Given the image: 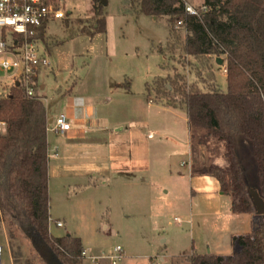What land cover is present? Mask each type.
<instances>
[{"label":"trees","instance_id":"1","mask_svg":"<svg viewBox=\"0 0 264 264\" xmlns=\"http://www.w3.org/2000/svg\"><path fill=\"white\" fill-rule=\"evenodd\" d=\"M90 1L92 21L72 34L92 38L106 32V1ZM136 5L135 14L167 19L168 37L160 52L178 50L194 61L188 62L192 82L175 72L156 77L153 90L160 98L165 93L179 96L191 148L196 133L203 130L198 145L206 138L214 139L229 150L228 167L213 161L212 166L195 169L192 163V175L214 177L220 192L230 197V211L250 215L249 231L231 237V245L236 246L231 253H193L186 260L189 264H264V212L258 213L255 201L259 198L264 206V0H203L206 10L199 16L185 12L184 0H137ZM177 28L185 31L183 39ZM39 37L45 40L43 29ZM46 49L50 51L47 45ZM212 56H223L225 61V89L215 77ZM149 90L146 82V97L153 102ZM39 92L40 87H35L34 96H27L23 89L12 86L0 97V122L5 124L0 132V226L6 225L11 244L19 234L36 251L35 236L59 264H82L79 237L49 232L48 118L45 96ZM168 106L176 107L174 103ZM239 140L248 145L246 158L238 155ZM11 257L12 264H21L15 253ZM39 260L48 264L43 257Z\"/></svg>","mask_w":264,"mask_h":264},{"label":"rangeland","instance_id":"2","mask_svg":"<svg viewBox=\"0 0 264 264\" xmlns=\"http://www.w3.org/2000/svg\"><path fill=\"white\" fill-rule=\"evenodd\" d=\"M105 1L103 12L106 32L98 33L92 38L72 34L77 28L88 27L92 21L91 1H60L67 17L51 20L47 25L45 42L50 49L47 51L49 65L43 68L37 77V84L45 86L39 93L45 95L44 102L50 107L51 114L60 111L63 107L66 89L86 96L89 99L87 100L99 110L101 116L116 114V109L114 111L112 107L120 108L118 104H126L125 115L129 119L128 126L132 123L134 128L145 129V135L148 131H152L155 136L149 137L151 150L149 168L159 177L158 188L162 186L172 192L174 190L173 195L164 199L160 191L158 192L160 197L155 200L154 209L158 210L156 213L162 214L160 216L153 213L152 229L154 234L162 233L167 236V245L171 249L169 251L172 256L167 260L174 261L173 258L178 255L183 254L187 257L195 253L191 246L192 238L195 239V244L200 246L216 237L211 228L215 218L213 216L201 217L198 220L193 218L190 225L188 204L184 199L186 184L163 178L164 169L169 164L171 167L183 168L179 163L186 159L188 152L186 145L188 129L185 108L181 106L179 96L165 93L162 98L158 97L153 90L155 85L152 82L156 77H165L177 72L184 76L187 83H190L194 80V75L188 62L194 61L190 57H182L178 50L175 52L165 50L164 53L159 51V48H165L168 37L169 25L165 17L154 18L135 14L134 7L137 6V0ZM185 1V4L200 10L203 0ZM177 29L180 38L183 39L185 31L181 28ZM218 57L223 60V56ZM215 59V56L210 57L212 69L220 88L225 89L226 79L223 71L225 61L222 65H218ZM8 75L9 73L0 71V97L10 91ZM145 82L150 83L149 97L153 100V102L149 101L150 103L144 91ZM108 86L109 92H107ZM122 88L128 91L127 97L120 96ZM170 103H174L176 107L168 106ZM203 134V130L196 133L194 147L196 158L200 160L198 147H201L204 149L203 158L206 160L201 165L196 164L195 169L212 166L213 161L215 165L228 167L230 154L226 146L207 138L204 144L198 145L197 142L202 140ZM237 151L241 158L249 155L248 145L240 140L237 142ZM61 184V180L53 175L50 182L48 180L49 214L52 216L49 225L51 233L57 235L64 232L62 228L56 227L54 219H60L62 226L65 221L67 230L80 233H89L88 226L91 225V231L96 228L95 232L99 237V242L93 244H97L105 251L121 242L122 230L125 229L120 216L121 209H125L132 201L146 197L145 192L122 188L120 184L111 190L105 189L101 192L95 189L80 192L73 189L63 191ZM106 216L120 230L117 235H112L102 228L99 221L105 220ZM174 217H179L180 221L178 222ZM248 218L250 215L243 217L242 224L245 226L238 229L242 234L249 231L246 222ZM33 243L36 251L28 241L16 234L11 244L7 239L6 225L2 223L0 264H10L9 256L12 262L11 252L16 254L21 264H24L25 260H29L30 264H42L39 257L47 260L46 247L35 236ZM152 262L160 264L156 257L150 260V263Z\"/></svg>","mask_w":264,"mask_h":264},{"label":"crops","instance_id":"3","mask_svg":"<svg viewBox=\"0 0 264 264\" xmlns=\"http://www.w3.org/2000/svg\"><path fill=\"white\" fill-rule=\"evenodd\" d=\"M224 77H226L225 74ZM44 87L41 84L40 89L43 90ZM109 89L108 86L107 92ZM66 90L60 111L51 114L50 107L44 102L48 124L58 114L64 113L72 127L69 132L62 134L47 131L49 182L52 175L57 177L62 182L63 191L73 189L80 192L95 189L101 192L105 189L111 190L120 184L122 188L145 192L144 199L132 201L120 211L125 229L122 230L121 242L115 246L122 247L123 257L116 264H149L155 257L159 259L160 264H183L184 262L188 264L183 254L174 257V261L167 260L172 257L169 251L171 249L167 245L168 238L162 233L154 234L152 229L153 213L160 216L162 214L156 213L158 210L154 209V202L160 197L158 192L160 191L163 199L174 194V190L172 192L162 186L158 188L159 177L149 168L151 155L149 137L155 135L152 131H148L145 135V129L134 128L132 123L128 126L129 119L125 115L126 104L116 103L120 107H112L114 111L116 109V114L101 116L99 110L88 101L86 96ZM126 91L122 88L120 96L127 97L128 91ZM111 103L113 105V102ZM186 145L188 149L186 159L179 163L183 168L171 167L169 164L168 168L164 169L163 178L186 184L184 199L188 204L190 225L193 218L197 220L207 216L215 218L211 228L216 237L200 246L195 244V239L192 238V250L197 254H229L236 249V246L231 245V237L242 234L239 231V228L245 226L242 224V219L249 215L233 214L230 211V197L220 192L219 183L214 177L203 174L192 175V163L201 165L205 162L206 159L203 158L205 152L198 147L200 160L196 158V149L194 146L191 148L190 145L189 131ZM176 218L179 219L174 217ZM57 220L61 221L54 219V221ZM249 220L250 218L246 220L247 225ZM99 222L102 228L112 235H117L120 231L108 216L105 220L100 219ZM57 228H62L64 232L57 235H53L50 229L49 232L58 237L71 234L80 238L84 252L82 264H111L107 256L113 252L115 246L105 251L97 244H93L99 242L96 228L91 231L90 225L89 233H80L71 229L67 230L65 221L63 226ZM191 235L193 236V232ZM94 256L99 258L93 261ZM8 259L12 264L10 256Z\"/></svg>","mask_w":264,"mask_h":264},{"label":"built area","instance_id":"4","mask_svg":"<svg viewBox=\"0 0 264 264\" xmlns=\"http://www.w3.org/2000/svg\"><path fill=\"white\" fill-rule=\"evenodd\" d=\"M61 0H0V71L9 73L10 87L23 89L27 96H34L37 77L40 71L49 65L44 39L39 37V30L46 34L47 25L51 20L65 19L67 13L61 8ZM187 14L199 16L206 8L200 10L185 4ZM178 25L181 22H177ZM225 72L226 69L224 68ZM5 124L0 122V132ZM72 129L64 113H60L47 126V131L67 133ZM179 222V219L176 218ZM50 222V221H49ZM57 227L61 221L54 222ZM84 257V252H82ZM123 257L120 245L114 247L109 258L111 264H116ZM99 257H92L95 261Z\"/></svg>","mask_w":264,"mask_h":264},{"label":"water","instance_id":"5","mask_svg":"<svg viewBox=\"0 0 264 264\" xmlns=\"http://www.w3.org/2000/svg\"><path fill=\"white\" fill-rule=\"evenodd\" d=\"M104 4H106V2H104ZM216 64L218 65H222L223 64V60L220 57H216L215 59ZM18 85V83H16V86ZM256 206H257V211L258 213H263L264 212V206L262 204V201L259 198H256ZM47 263L48 264H59L58 262H56V260L50 255L47 254Z\"/></svg>","mask_w":264,"mask_h":264}]
</instances>
